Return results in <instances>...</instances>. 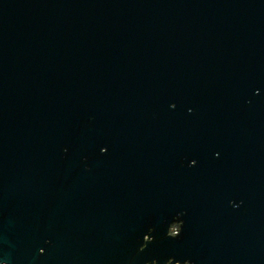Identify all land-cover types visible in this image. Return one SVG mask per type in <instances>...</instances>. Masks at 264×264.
<instances>
[{"label":"water","instance_id":"water-1","mask_svg":"<svg viewBox=\"0 0 264 264\" xmlns=\"http://www.w3.org/2000/svg\"><path fill=\"white\" fill-rule=\"evenodd\" d=\"M264 264V0H0V263Z\"/></svg>","mask_w":264,"mask_h":264},{"label":"built area","instance_id":"built-area-1","mask_svg":"<svg viewBox=\"0 0 264 264\" xmlns=\"http://www.w3.org/2000/svg\"><path fill=\"white\" fill-rule=\"evenodd\" d=\"M0 264H7L6 262H2V263H0Z\"/></svg>","mask_w":264,"mask_h":264}]
</instances>
